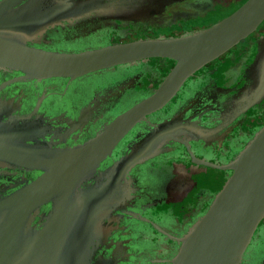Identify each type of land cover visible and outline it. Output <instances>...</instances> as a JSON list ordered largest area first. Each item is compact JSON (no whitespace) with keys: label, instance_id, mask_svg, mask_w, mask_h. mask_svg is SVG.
<instances>
[{"label":"water","instance_id":"water-1","mask_svg":"<svg viewBox=\"0 0 264 264\" xmlns=\"http://www.w3.org/2000/svg\"><path fill=\"white\" fill-rule=\"evenodd\" d=\"M165 1L94 0V4L80 5L66 4V0H0V74L10 77L7 86H37L47 80L72 83L139 63L171 64L149 95L112 119L103 120L131 89V78L96 91L64 131L70 135L100 124L93 136L73 147H61L65 141L55 136L45 141L39 133L44 127L34 115L17 118L13 115L21 108L0 102V264L117 263V251L106 260L96 254L112 236L102 224L112 212L125 211L131 201L133 208L138 189L128 190L130 172L168 155L174 143L185 147L192 140L207 143L215 132L203 129L192 117L180 120V114L162 122L151 120L170 105L191 77L256 31L264 22V0H246L211 26L182 35L115 41L77 52L34 46L45 31L71 16L94 13L95 29L104 24L153 21L155 8L163 12L183 9L166 7ZM255 65L257 84L250 92L242 90L237 112H245L264 96V46ZM51 126L44 133L63 130ZM129 136L131 140L124 144ZM188 154L190 164L225 177L179 235L172 236L154 224L175 245L162 262L243 264L264 226V125L224 164ZM16 168L39 174L17 183L10 173ZM153 201L150 207H161L165 198ZM130 215L148 222L134 211ZM112 247L107 249H117Z\"/></svg>","mask_w":264,"mask_h":264},{"label":"flooded vegetation","instance_id":"flooded-vegetation-1","mask_svg":"<svg viewBox=\"0 0 264 264\" xmlns=\"http://www.w3.org/2000/svg\"><path fill=\"white\" fill-rule=\"evenodd\" d=\"M167 1L164 6H180L183 9L163 12L155 8L153 21L143 20L134 25L130 22L104 24L95 29L94 26L98 24H94V13L71 16L58 27L45 31L40 43L34 46L50 51L77 52L115 41L182 35L211 26L230 15L246 0ZM67 3L87 5L94 4V0H66ZM263 46L264 22L240 44L191 77L170 105L152 117L151 121L157 123L180 114V120L192 117L203 129L215 132L207 143L192 140L188 141L186 147L174 143L168 155L160 156L130 172L128 181L132 185L127 182L128 190L138 189L133 208H130L131 201L125 211L112 212L109 220L102 224L111 231L112 236L103 243L97 257L102 255L106 260L111 257L112 251H117V263L114 264H119L118 260L123 261L121 264H163L162 261L168 258L175 245L165 234H160L154 224L172 236L179 235L195 213L207 205L213 190L225 177L224 173L187 162L190 159L188 152L200 160L215 165L224 164L264 125V96L245 112H237L236 108L242 90L250 92L257 84L255 63ZM170 67L171 64L165 61L139 63L72 83L47 80L37 86H7L5 82L10 77L4 78L0 74V102L21 108L13 115L17 118L34 115L44 127L39 133L45 136V141L55 136L65 141L61 147H73L93 136L100 124L88 125L70 135L64 131L69 128L67 122L78 117L79 110L92 101L96 91L131 78V89L124 92L114 109L105 114L103 120H109L149 95ZM35 109L38 114L34 113ZM52 124L63 130L55 134L44 133ZM131 138L127 137L124 144ZM119 148H123V143ZM10 173L14 174L13 181L17 183L23 179L32 180L39 174L37 171L18 168ZM161 198H165L164 206L150 207L153 200ZM131 211L139 213L148 222L133 219ZM111 246L117 249H107ZM96 255L94 259L97 260ZM243 264H264V226L257 233Z\"/></svg>","mask_w":264,"mask_h":264}]
</instances>
